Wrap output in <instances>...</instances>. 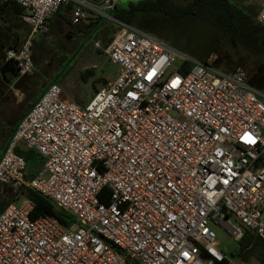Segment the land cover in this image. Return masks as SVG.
<instances>
[{"label": "built area", "instance_id": "built-area-1", "mask_svg": "<svg viewBox=\"0 0 264 264\" xmlns=\"http://www.w3.org/2000/svg\"><path fill=\"white\" fill-rule=\"evenodd\" d=\"M5 1L21 8L31 35L69 1L73 25L90 15L114 23L102 50L119 73L84 105L51 83L18 122L0 184L41 194L72 222L31 218L27 198L9 203L0 264H243L219 249L212 226L239 240L233 215L264 241V93L245 70L225 71L215 52L196 58L113 17L115 0ZM255 18L264 27V0ZM31 35L5 52L19 75L33 69ZM21 144L43 160L31 179Z\"/></svg>", "mask_w": 264, "mask_h": 264}, {"label": "trees", "instance_id": "trees-1", "mask_svg": "<svg viewBox=\"0 0 264 264\" xmlns=\"http://www.w3.org/2000/svg\"><path fill=\"white\" fill-rule=\"evenodd\" d=\"M72 8L73 4L71 2L65 3L53 15H61L64 19L69 20L64 17V13L70 12ZM7 9H11L19 18L21 13V8L15 3L8 1L7 4H5V0L0 1V104L6 96L7 87H9L12 82L8 73H1L5 51L10 47H16L15 44L12 46L6 45L5 22L9 21V18L4 17V14ZM251 9V7H239L230 0H185L184 2H178L176 0H142L136 3H129L126 8L121 9H118L115 5L110 13L113 17L123 22L138 27L146 32H150L160 39L172 42L178 46H183L185 44L184 41L193 24L196 22L202 23L210 28L213 33L208 37V44L206 46L194 45L196 49L200 47V49L202 48L203 51H205L203 52L205 54L200 53L203 55H199V58L204 59L213 50L220 48V51L225 54L227 62H230L228 58L230 57L231 60L235 62L239 61L243 63L244 66L246 65L248 82L257 89H263L264 27L258 23L255 18L256 10L251 11ZM104 21L106 20L103 18L90 15L88 16V22L84 24V26L90 35L95 32L99 24ZM77 27L79 28L81 25H77ZM112 36L113 35L105 42V45ZM222 46L227 47V49L231 48V52L224 50ZM3 48H5V50L4 53L1 54ZM192 50V53L197 52L195 49ZM239 54H241L243 58H239ZM91 75H93L91 69L81 74L82 77ZM103 82L105 83L106 80ZM50 84L45 88L43 87L41 94ZM33 103L29 105L28 109L23 114L17 117L14 122V127L17 126L18 122L31 108ZM1 122L2 125L0 127L9 128L8 123ZM14 129L13 127L10 129L6 143L3 145L4 148L9 142ZM36 157L37 160L42 159L37 153ZM25 159L26 177L31 179L40 166L37 168L34 166L32 167L31 160ZM5 192L7 196L9 195L8 193H10L9 190ZM11 193H13V195L19 194L21 197L27 198L32 202L33 206L30 212L31 218L51 216L56 218L63 226H68L72 222L70 215L66 211L57 208L50 200L31 189L23 188L20 192L18 190ZM108 193V189L104 188L101 190L99 194L100 200L104 201V196H107ZM9 203H11V200L4 201L3 205L0 207V211ZM227 216L229 215L227 214ZM237 241L238 250L235 253V257L239 262L244 264L249 263L252 258L257 259L258 264L264 262V241L253 231H248V229L243 231L241 238Z\"/></svg>", "mask_w": 264, "mask_h": 264}, {"label": "rangeland", "instance_id": "rangeland-1", "mask_svg": "<svg viewBox=\"0 0 264 264\" xmlns=\"http://www.w3.org/2000/svg\"><path fill=\"white\" fill-rule=\"evenodd\" d=\"M96 5H100L102 0H89ZM142 0H115V5L118 9L126 8L129 3H136ZM178 2H184L185 0H176ZM232 3L239 7H251V11L259 8L260 0H230ZM66 18L70 20V12L66 13ZM4 17L9 18L7 23L8 37L10 41L9 45L18 44L24 41L31 35V28L25 24L19 16L14 14L12 10H8L4 14ZM65 20H61L60 24H54L49 22L48 30L44 33L31 36L33 43L32 57H33V69L30 73H27L19 80L14 81L11 78V83L6 90L5 101L0 104V126L2 122L8 123L9 128L0 127V154L3 150V145L6 143L8 133L10 129L15 128L14 122L18 116L23 114L31 103L41 94L43 87L55 82L61 89L60 97L64 100L74 101L82 105L86 104L96 90H99L103 84L107 81L114 79L119 73V66L111 63L108 57L103 53V46L111 35L116 32V25L109 21L100 23L95 32L88 34V31H82V36L73 35L71 37H65L64 32H59L58 28H63L62 24ZM83 25V23L81 24ZM190 26V25H188ZM192 28L188 32L183 46H178L172 42L165 41L166 43L177 48L179 51L188 55L199 58V55H203L205 51L200 47L196 49L194 45H202V47L208 44V37L212 35L213 31L202 23L196 22L191 26ZM71 34V32H70ZM98 44V45H97ZM226 51L231 52V48L222 46ZM192 49L197 52L192 53ZM5 48L2 49L1 54L4 53ZM7 50V49H6ZM6 52V51H5ZM217 55V64L225 71L234 69L236 66L242 67L246 72V65L234 60L227 62L225 54L220 51V48L213 50ZM203 53V54H200ZM5 57V56H4ZM239 58H243L241 54ZM227 62V63H226ZM91 69L93 75L82 77L86 70ZM171 72L176 70L172 65ZM247 74V73H246ZM248 78V76H247ZM106 80L104 83L103 81ZM264 93V88H258ZM22 147L24 145L21 144ZM27 151L35 153L33 150ZM36 153L30 157L31 166H41L43 160H37ZM9 195H6L5 191H8ZM21 190H19L20 192ZM13 192L9 187L0 184V207L4 201L11 200L13 203H19L23 197L19 194L13 195ZM230 224L241 227L243 231L248 228L244 227L238 219L233 215L228 216ZM223 227V228H222ZM217 240L218 247L221 251L225 252L230 258H235V253L238 250V241L235 240L230 233V229L227 226H220L215 224L212 226ZM251 231V229H248ZM244 264V263H243ZM245 264H258L257 259L252 258L249 263Z\"/></svg>", "mask_w": 264, "mask_h": 264}, {"label": "crops", "instance_id": "crops-1", "mask_svg": "<svg viewBox=\"0 0 264 264\" xmlns=\"http://www.w3.org/2000/svg\"><path fill=\"white\" fill-rule=\"evenodd\" d=\"M0 1H2V0H0ZM69 2H71L72 4L74 3V2H72V1H69ZM13 3V2H12ZM68 3V2H67ZM17 5V4H16ZM74 6V5H73ZM8 10H11V9H8ZM7 12V11H6ZM13 12V11H12ZM61 13H63V12H61ZM70 13H71V10H70ZM64 17H67L66 16V13H64ZM51 19H52V21H51ZM66 20V19H64L61 15H52L51 17H50V19H49V22L51 21V22H53L54 24H60V21L61 20ZM84 23H87L88 22V19L87 20H85V21H83ZM7 23H8V21L7 22H5V26H7ZM63 25L65 24V22H63L62 23ZM58 30H59V28H58ZM35 35H38V34H35ZM6 37H5V40H6V45H9V41H10V39H11V37H10V39H9V37H8V29H7V27H6V35H5ZM32 36V35H31ZM21 42H19L17 45H16V47L20 44ZM14 45V44H13ZM12 46V45H11ZM11 48V47H10ZM13 48V47H12ZM32 48H33V46H32ZM32 59H33V57H32ZM9 61V60H8ZM33 61V60H32ZM7 61H3V65L6 63ZM3 65H2V67H3ZM4 73H8L9 74V78L10 77H12V79L14 80V81H16V80H19L18 78L19 77H21V76H23V75H19L18 74V71H17V77H13V75L10 73V72H4ZM12 81V80H11ZM13 81V82H14ZM13 82H11L12 84H13ZM6 99H5V97H4V100L3 101H5ZM28 149H26L25 147H22L21 145H19L18 147H17V149H16V152L19 154V155H22L24 158H27V160L29 159V161H30V157L31 156H34L35 155V153H32V152H29V151H27ZM36 157V156H35Z\"/></svg>", "mask_w": 264, "mask_h": 264}, {"label": "flooded vegetation", "instance_id": "flooded-vegetation-1", "mask_svg": "<svg viewBox=\"0 0 264 264\" xmlns=\"http://www.w3.org/2000/svg\"><path fill=\"white\" fill-rule=\"evenodd\" d=\"M68 19V18H67ZM83 23V25H81ZM84 22H80L76 25L71 24L70 20H65V24L63 28H59V32H64L65 37H71L73 35H78L80 34V36H82L81 34L83 33L82 31H85V26H84ZM77 25H81V27H77ZM71 32V34H70ZM9 127V125H8Z\"/></svg>", "mask_w": 264, "mask_h": 264}, {"label": "water", "instance_id": "water-1", "mask_svg": "<svg viewBox=\"0 0 264 264\" xmlns=\"http://www.w3.org/2000/svg\"><path fill=\"white\" fill-rule=\"evenodd\" d=\"M5 4H7V1H5ZM15 65H16V61L13 60L7 61L2 67L1 73L7 71L10 72L13 75V77H17L18 68Z\"/></svg>", "mask_w": 264, "mask_h": 264}]
</instances>
